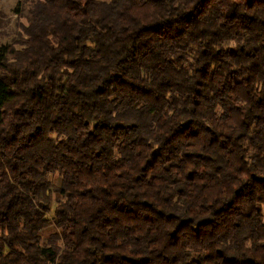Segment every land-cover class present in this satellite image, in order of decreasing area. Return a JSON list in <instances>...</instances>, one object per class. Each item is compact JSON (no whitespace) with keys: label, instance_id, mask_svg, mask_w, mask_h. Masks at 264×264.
<instances>
[{"label":"trees","instance_id":"trees-1","mask_svg":"<svg viewBox=\"0 0 264 264\" xmlns=\"http://www.w3.org/2000/svg\"><path fill=\"white\" fill-rule=\"evenodd\" d=\"M14 14L0 264H264V0H20Z\"/></svg>","mask_w":264,"mask_h":264},{"label":"rangeland","instance_id":"rangeland-1","mask_svg":"<svg viewBox=\"0 0 264 264\" xmlns=\"http://www.w3.org/2000/svg\"><path fill=\"white\" fill-rule=\"evenodd\" d=\"M20 0H0V47L8 44H14L19 41V33L21 26H26L25 18L18 17L14 14V9ZM49 180L54 186H59L60 180L55 176H49ZM56 203V195L50 205L51 211L47 215L48 218L52 217V212ZM53 231L52 228L43 232V237H46Z\"/></svg>","mask_w":264,"mask_h":264}]
</instances>
